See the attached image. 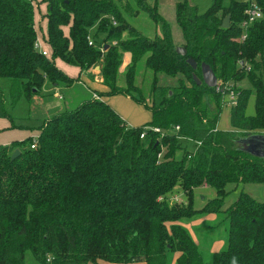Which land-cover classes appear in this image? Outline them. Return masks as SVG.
I'll return each instance as SVG.
<instances>
[{
	"label": "trees",
	"instance_id": "trees-1",
	"mask_svg": "<svg viewBox=\"0 0 264 264\" xmlns=\"http://www.w3.org/2000/svg\"><path fill=\"white\" fill-rule=\"evenodd\" d=\"M42 1L49 55L34 45L31 0H0V77L8 87L6 103L0 85V117L13 122L7 107L22 96L31 100L46 82L76 81L56 66L60 59L80 72L98 67L102 95H128L151 119L130 126L108 103L88 99L46 119L35 148L30 136L0 144V264H26L27 251L38 264H167L168 252L178 253L175 264H205L184 223L198 213L220 212L227 243L209 264H264V199L240 188L264 185V158L240 143L264 131V0H252L262 17L245 29L250 0H213L203 13L178 0L180 44L156 2L135 0L159 29L150 37L125 19L122 0ZM94 26L96 45H89ZM204 65L217 86L204 83ZM141 69L152 72L148 98L136 83ZM242 81L248 86L240 87ZM226 82L237 96L229 130L217 127ZM251 96L254 113L248 115ZM204 186L216 195L196 209L195 190ZM230 186L240 190L223 208ZM179 194L185 200L170 203Z\"/></svg>",
	"mask_w": 264,
	"mask_h": 264
},
{
	"label": "rangeland",
	"instance_id": "rangeland-1",
	"mask_svg": "<svg viewBox=\"0 0 264 264\" xmlns=\"http://www.w3.org/2000/svg\"><path fill=\"white\" fill-rule=\"evenodd\" d=\"M147 4L153 6L156 2L157 11L170 23L174 41L178 44L182 41L181 31L175 22V3L178 0H145ZM191 4L196 5L199 13L205 12L208 7L212 4L213 0H188ZM33 3V16L34 23L36 24V38L44 39V33L46 28V21H44V14L46 11L45 2L42 0H31ZM229 0H225V3L228 4ZM120 9L122 11L125 19L133 26H135L143 34L153 37L155 34H159V29L152 23L149 16L145 11L136 5L135 0H122L120 2ZM43 14V15H42ZM41 19L44 21V25L41 22ZM65 31H67L65 29ZM96 31L94 26L90 30V35L93 37V33ZM101 40V36L98 37V41ZM44 43V42H43ZM129 62V55H126L124 58L123 65L120 68V71H123L126 64ZM75 68L72 69L74 71ZM261 76L264 79V64L259 67ZM87 81L95 82L100 84V72L99 68H92L87 71ZM84 75V74H83ZM100 75V77H99ZM150 75V76H149ZM68 77H72L69 76ZM150 77H152V72L150 70L141 69L136 77V83L142 89V94L145 98H148L149 94V84ZM74 78L78 82L80 76L77 75ZM122 78V77H121ZM6 79L0 77V85L4 90L5 100L8 103V87L6 86ZM74 82H63L58 81L57 86L46 82L42 87V90L39 94H36L32 97L31 100H27L22 96L14 107L8 106L7 109L12 117V121L7 117H0V140H7L11 143L13 140L20 138L21 133L26 130H39V127L43 122L51 118L52 116L59 114L64 111L72 110L79 104L87 101L88 99H96L104 101V97L101 94V91L97 86H92L88 83V86L91 90V93L86 90L82 84H74ZM219 83V82H218ZM222 83V82H220ZM227 82L225 83V85ZM73 85L71 89L63 88ZM63 86V87H62ZM240 87L248 86L246 81L239 83ZM61 95L63 99H59L58 96ZM117 96L115 101V107L118 110L120 117L127 120V122L132 124H144L145 122L151 119L150 112L148 109L134 101L131 97L121 94H115ZM254 113V97L251 96L248 101V106L246 108V114L251 115ZM229 106L224 105L219 117L217 127L223 130H229ZM36 134V135H35ZM33 138L38 137L39 133H35ZM246 192H249L254 198L259 201L264 199V185L263 184H252L247 183L242 185ZM239 189L234 190L233 186L228 188L229 194L226 196L223 208H226L230 203L237 197ZM212 191V190H211ZM210 194V195H209ZM207 197L211 199L213 195L210 191ZM178 200H170V203L183 202L185 200V194L176 195ZM198 196V195H197ZM213 197V196H212ZM194 198V208H202L207 200L204 203L201 200ZM197 200V202H196ZM201 206V207H200ZM196 219H200L198 223H192ZM185 228L190 233L194 242L197 244L200 252L204 257L205 264L210 263L211 255L214 250L220 251L226 247L227 243V220L222 212L220 213H198L193 216L192 219L184 223ZM216 251V252H217ZM178 254V253H175ZM174 252L167 253V264H175L173 262ZM26 264H38L34 259L30 251L25 253ZM176 261V260H175ZM106 262V261H105ZM173 262V263H172ZM127 264V263H126Z\"/></svg>",
	"mask_w": 264,
	"mask_h": 264
},
{
	"label": "crops",
	"instance_id": "crops-1",
	"mask_svg": "<svg viewBox=\"0 0 264 264\" xmlns=\"http://www.w3.org/2000/svg\"><path fill=\"white\" fill-rule=\"evenodd\" d=\"M45 7H46V5H45ZM46 12V11H45ZM43 14H45V13H43ZM42 14V15H43ZM44 21H46V18H44ZM44 21L41 19V22H42V24L44 23ZM45 24V23H44ZM43 24V25H44ZM35 28H36V24H35ZM37 30V29H36ZM45 35L44 36H46V28H45V33H44ZM43 46H44V48L45 49H47V50H49V48H48V46L46 45V43H45V41H44V43H43ZM55 64H56V66L61 70V71H63L65 74H67V75H69V76H72V77H75V76H77V75H79L80 76V80L78 81V82H74V84H82L85 88H86V90L87 91H89L90 93H91V90H90V88H89V86H88V83H90V84H92V86L94 87V86H97V88L102 92V91H104L106 88H105V86L103 85V83H102V77H100V75H99V77H100V84L98 83H95L94 81L93 82H91V81H87L88 79H87V71H82V72H80V70H79V68L78 67H76V66H73V65H70V64H67V63H65V62H63V61H61L60 59H55ZM73 68H75L74 69V71H72V69ZM84 74V75H83ZM53 85H55V86H57L56 84H53ZM63 87V86H62ZM73 87V85H71V86H69V87H63V88H68V89H71ZM121 95H123V94H121ZM126 96H128V95H126ZM102 97H104L103 99H104V102H106V103H108L113 109H114V111L115 112H117L118 113V110L116 109V107H115V101H116V98H117V96H113V95H109V96H102ZM130 97V96H129ZM58 98L59 99H63L62 98V96L61 95H59L58 96ZM149 111V110H148ZM150 112V111H149ZM151 115V114H150ZM124 119V118H123ZM126 122H127V120L126 119H124ZM150 121V120H149ZM149 121H147V122H149ZM147 122H145L144 124H146ZM229 123H230V113H229ZM127 124L128 125H130V126H139V125H143V123L142 124H132V123H129V122H127ZM229 128H231V126L229 125ZM35 133H39V130L37 131V130H32V131H30V130H26L25 132H22L21 133V136H20V138L19 139H17V140H21V139H24L25 137H27V136H30V137H32V136H35L36 134ZM35 134V135H34ZM259 134H264V131L262 132V133H259ZM0 144H9V141H7V140H0ZM212 190V191H211ZM209 191L213 194L212 196L214 197L215 195H216V193H215V190L214 189H212L211 187H208V186H204V187H201V188H198V189H196L195 190V195H196V197H198L199 196V198H197V199H199V200H201V202L202 203H204V201L205 200H208L209 199V197H207V195L209 194ZM198 195V196H197ZM210 195V194H209ZM211 196V198H213ZM196 202H197V200H196ZM195 204V203H194ZM204 205V204H203ZM201 207V206H200ZM208 214H210V213H208ZM213 214V213H212ZM199 220L200 219H196L195 221H192V223L194 222V223H198L199 222ZM215 252L217 251V250H214ZM175 254V253H174ZM177 256H178V254H175L174 255V257H173V262L175 263V260H176V258H177ZM172 262V263H173ZM89 264H92V263H89ZM97 264H125V263H110V262H105V261H99ZM127 264H145L144 262H134V263H127Z\"/></svg>",
	"mask_w": 264,
	"mask_h": 264
},
{
	"label": "water",
	"instance_id": "water-1",
	"mask_svg": "<svg viewBox=\"0 0 264 264\" xmlns=\"http://www.w3.org/2000/svg\"><path fill=\"white\" fill-rule=\"evenodd\" d=\"M229 16H226L222 22V27L226 28L229 25ZM106 48V46L104 47ZM177 51L181 54H185V50L183 47H177ZM189 63L193 68L196 67L194 60L189 59ZM98 68V67H97ZM201 73L203 77V81L206 85L210 87L217 86V78L212 71V69L208 65H204L201 67ZM240 143L242 145V149L249 153L252 156L264 158V134H252L240 139ZM19 150L16 149L12 155L11 159H14L18 154Z\"/></svg>",
	"mask_w": 264,
	"mask_h": 264
},
{
	"label": "built area",
	"instance_id": "built-area-1",
	"mask_svg": "<svg viewBox=\"0 0 264 264\" xmlns=\"http://www.w3.org/2000/svg\"><path fill=\"white\" fill-rule=\"evenodd\" d=\"M245 13H246V19L242 22V27L243 29H245L248 25H250L253 21H255L256 19H259L262 17V12L259 10L258 6L255 4L254 1L250 0L246 10H245ZM242 38L245 37V33L243 32ZM87 40H88V43L89 45H96L93 41V38L91 37V35H88L87 36ZM43 39L41 38H36L35 40V47L37 49H39L43 55H49V51L47 49L44 48L43 46ZM99 49L101 51H104V46L103 44L99 46ZM229 85L226 84V86H224L223 88H226V91L223 92V102H222V107L224 105H227L229 106V108L233 105L236 104V99H237V96L236 94L234 93L233 90H228V87ZM149 128V127H147ZM178 126L175 127L174 130H178ZM153 130L155 131H159V128H152ZM144 136V132L140 135V137H143ZM196 145H199L200 142H195ZM37 145V137L36 138H33V141L31 142L30 144V148H35ZM161 156V153L158 154V157ZM170 200H178V197L176 195H174Z\"/></svg>",
	"mask_w": 264,
	"mask_h": 264
}]
</instances>
